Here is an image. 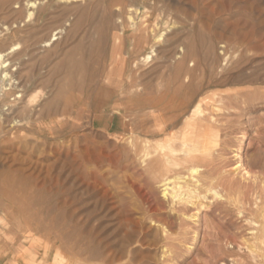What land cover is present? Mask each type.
<instances>
[{
    "label": "rangeland",
    "instance_id": "obj_1",
    "mask_svg": "<svg viewBox=\"0 0 264 264\" xmlns=\"http://www.w3.org/2000/svg\"><path fill=\"white\" fill-rule=\"evenodd\" d=\"M27 1L0 0V264H264V0ZM200 101L202 182L164 196L139 155Z\"/></svg>",
    "mask_w": 264,
    "mask_h": 264
},
{
    "label": "bare ground",
    "instance_id": "obj_2",
    "mask_svg": "<svg viewBox=\"0 0 264 264\" xmlns=\"http://www.w3.org/2000/svg\"><path fill=\"white\" fill-rule=\"evenodd\" d=\"M38 3H40V1L29 0L25 4L26 8H27V12H28V15H27L28 20L32 17L33 9L36 8ZM12 24H14V23H12ZM5 29H7V27H5ZM52 37L53 38H50L47 41V44H49L50 41L56 39L55 35H53ZM15 49L16 48H12L9 52H13V51H15ZM8 53H1L0 52V120L5 119V116H4L5 113H4V110L2 109L1 101H3V98L5 96H7L8 91H10L13 86H15V85H13V83H11V81H10V83H8V86H6L4 83L5 81H7L8 77L10 78L12 76L8 73L9 62L7 61V58L5 57V56H7ZM150 55H151L150 53H147L143 57L144 61H148L149 59H151ZM131 94H132V92H131ZM19 97H20V95H19ZM17 98H18V96H17ZM218 103H217V105H218ZM3 108H4V106H3ZM203 108L204 107L202 105V101H200L197 105H194L187 110V115L184 117V121H183L184 122V128L182 129L181 133L179 134L180 136L177 137V135H173L175 140L177 139L179 141V147L178 148L173 144L174 140L171 139V134L167 133V135H165L166 130H168V127L166 126L167 123L166 124L163 123L164 125L162 123H160L159 128H158L156 133H157V135H163L167 138L163 140V139H161V137H159L160 138V141H158L159 143L154 145L152 147V150H150V151H149L150 145L149 146L145 145V148H143V153L141 155H139L140 158L142 159V162L148 167V170H152L153 174H155L156 176L158 175L157 177H160V182H161V187H162V195H164V196L169 195L168 193H170L172 195L171 197H176L175 196L176 191L174 192L172 190V188L170 187L172 180L169 176H167V170H170L171 165H174L176 167L177 165L179 166L182 163L181 169L189 171L191 181L194 183L195 186L200 185V183L202 182L200 180L201 170H204L208 166L207 160L209 159L210 146L213 143L212 139L214 137H216V134L213 133V131L211 130L212 126L210 128V126L207 124V122H205L204 117H206V116H205V112H204L205 109H203ZM6 109H8V107ZM210 111H211V108H210ZM148 115L150 117L151 123L154 122V124H156L155 121H158V118H159V116H158L159 114L156 111V108L153 109L151 112H149ZM208 115H210V114L208 113ZM172 125H173V123H172ZM168 126H170V125H168ZM178 152H180V153H178ZM179 156H182V158L180 160L177 159V157H179ZM179 170H180V167H179ZM175 179L182 180L183 177L180 174H177ZM178 184H176V185H178V187H181V184L180 183H178ZM180 197H182V196H180ZM180 197H178V199H181ZM30 242H31V244H33V247H37V244H39V242H42V241L39 239H36L35 237H32ZM44 249H45V252L53 251V247L50 245L48 246L47 244L44 245ZM25 255H27V258H29V259L34 258V254L31 253L30 251H25ZM47 260H49V259H47ZM41 261H43V260H41ZM43 262H45V261H43Z\"/></svg>",
    "mask_w": 264,
    "mask_h": 264
},
{
    "label": "crops",
    "instance_id": "obj_3",
    "mask_svg": "<svg viewBox=\"0 0 264 264\" xmlns=\"http://www.w3.org/2000/svg\"><path fill=\"white\" fill-rule=\"evenodd\" d=\"M32 245H33V244H32ZM36 248H37V247H33V248H31V249H30V248H26V249H24V252H25V251H30L31 253H34V252H32V250H33V251H36Z\"/></svg>",
    "mask_w": 264,
    "mask_h": 264
}]
</instances>
